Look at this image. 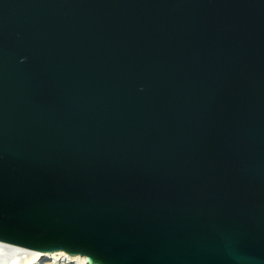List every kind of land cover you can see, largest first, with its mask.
Masks as SVG:
<instances>
[{
    "label": "water",
    "instance_id": "95a60500",
    "mask_svg": "<svg viewBox=\"0 0 264 264\" xmlns=\"http://www.w3.org/2000/svg\"><path fill=\"white\" fill-rule=\"evenodd\" d=\"M0 242L264 264V0H0Z\"/></svg>",
    "mask_w": 264,
    "mask_h": 264
},
{
    "label": "bare ground",
    "instance_id": "6f19581e",
    "mask_svg": "<svg viewBox=\"0 0 264 264\" xmlns=\"http://www.w3.org/2000/svg\"><path fill=\"white\" fill-rule=\"evenodd\" d=\"M0 256L1 262L4 261V256L14 257L15 261L14 258H11L12 260L9 258L14 264H89L87 259L80 255L72 256L63 252L39 253L4 242H0ZM5 261L4 263L7 264Z\"/></svg>",
    "mask_w": 264,
    "mask_h": 264
},
{
    "label": "rangeland",
    "instance_id": "374dc122",
    "mask_svg": "<svg viewBox=\"0 0 264 264\" xmlns=\"http://www.w3.org/2000/svg\"><path fill=\"white\" fill-rule=\"evenodd\" d=\"M2 257H3V255H2ZM9 258L11 259L12 257H10V256H8V257L4 256V261H5L6 259H8V260L5 261L7 264H8L9 262H10L11 264H14L13 262L9 261ZM13 258H14V257H13ZM13 258H12V259H13ZM12 259H11V260H12ZM4 261H2L3 263L1 262V256H0V264H5ZM14 261H15V258H14ZM10 263H9V264H10Z\"/></svg>",
    "mask_w": 264,
    "mask_h": 264
}]
</instances>
